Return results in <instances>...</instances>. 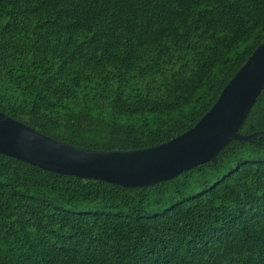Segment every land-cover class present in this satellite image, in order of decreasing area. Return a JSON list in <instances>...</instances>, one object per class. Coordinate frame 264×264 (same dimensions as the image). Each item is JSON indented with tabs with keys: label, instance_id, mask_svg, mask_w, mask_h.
<instances>
[{
	"label": "trees",
	"instance_id": "trees-1",
	"mask_svg": "<svg viewBox=\"0 0 264 264\" xmlns=\"http://www.w3.org/2000/svg\"><path fill=\"white\" fill-rule=\"evenodd\" d=\"M264 39V0H0V112L72 145L190 128ZM212 160L148 186L0 154V264H264V85Z\"/></svg>",
	"mask_w": 264,
	"mask_h": 264
},
{
	"label": "water",
	"instance_id": "water-1",
	"mask_svg": "<svg viewBox=\"0 0 264 264\" xmlns=\"http://www.w3.org/2000/svg\"><path fill=\"white\" fill-rule=\"evenodd\" d=\"M264 85V39L221 88L212 105L182 133L130 150H95L59 141L0 112V154L58 174L123 187L148 186L212 160L230 141Z\"/></svg>",
	"mask_w": 264,
	"mask_h": 264
}]
</instances>
